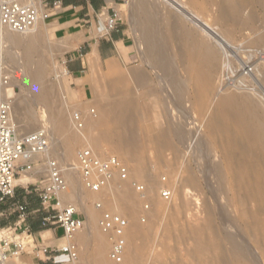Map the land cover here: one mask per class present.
<instances>
[{"label": "rangeland", "instance_id": "374dc122", "mask_svg": "<svg viewBox=\"0 0 264 264\" xmlns=\"http://www.w3.org/2000/svg\"><path fill=\"white\" fill-rule=\"evenodd\" d=\"M160 1L161 4L158 0H152V2L150 0L147 2L148 9L146 10V13L148 12V15H150L153 11L155 12L152 14H160L161 12L159 11H163L164 9L167 18L165 19V21H167L162 25L161 32H163L164 37L162 38L163 42H161V40L158 41V51L160 52H157L155 55L156 59L148 57L146 49L141 42L142 34L147 29L146 22L135 18L132 9L133 0H125V4L122 6L121 10L134 40L129 56L123 60L116 61L114 66H104L101 61L96 60L95 66H90L78 81H76L70 73L65 72L67 64L64 63V60L69 55L68 51L61 52L56 50L59 49L62 45L61 43H63V40L66 38L57 36L48 20L44 23H40L45 29L40 40V51H44L45 57L47 58L46 68L48 69V79L51 83L54 82V84H56L57 94H59L58 97L60 96L59 98L63 102V105L68 109V117H72L75 111L74 109L79 108V111H88V109L92 107L95 108L97 114L99 110H102L104 114L108 116L104 124L95 128H91V126L86 123L85 129L82 130L83 134L76 129L72 121V130H74L78 138L76 153L86 141L92 143V141L96 140L95 142L100 144V148L103 149V152L118 155L128 163L130 173H133V178H131L134 179L135 182L147 185L149 181L155 186L154 196L148 197L150 202V217L146 224L141 223L139 219L143 206V201L139 196L142 195L137 192L133 184L129 183V181L132 180L131 178L128 182H124L125 188H122V184L118 183L117 186L114 185L111 189L109 188L110 190L108 189L109 191L107 190L109 193L106 191L104 195L98 198L93 196L90 191L82 189L79 185L76 187V190L75 188H71L73 189L71 191L69 188L68 191L71 194L77 193L78 195H76L81 200V204L82 201L86 202L88 203H84L86 207L89 206L94 210L97 209L95 207L96 200L103 197L106 199L108 206L116 209L119 207L118 210L123 213L125 211L124 214L128 215L132 220L131 240L128 238L129 242L127 249L133 248L135 250L138 257L137 264H227L224 259L222 260L217 257L224 249L234 255H238L241 249L244 255H250L251 264H264V223L261 221H264V211H262L263 214H258L259 221L253 223L245 220L243 215L247 207L248 210L251 208L255 211L261 208V205L264 208V198L263 200L261 197L256 199L258 203L254 202V199V201L249 199L252 205L256 204L254 206L251 205L249 200L246 201V204L243 203L244 194L242 193L246 191L243 190L244 186H242L241 189L237 183L239 177L236 171V164L233 158L227 155L225 149L226 143L223 142L221 138H217L215 126L209 124L211 117L216 115L219 111H217L218 107H216V104L219 100L220 90L223 85L227 84L232 87L248 88L251 92L253 90L257 97L260 95L259 98L261 99L262 97L264 100V42L259 40L260 35L264 34V4L259 0ZM227 1L244 5L242 11L243 18L248 17L249 14H254V18L246 21L244 19L235 18L234 13L231 11L225 13L221 6L223 2ZM151 6L153 9L150 8ZM180 7L189 11L190 15L184 14L181 10L182 8L179 9ZM208 43H213L216 46L218 55H220L218 58L221 57L218 59V69L216 68L218 72H215V78H213V85L216 84L217 90H214L209 95L202 96V94H200L199 97L201 89L199 85L197 86L195 71H192V67L201 60V56L206 50V45ZM12 46L13 45L10 42L7 43L6 40L2 43L3 56L4 54L6 55L4 56V63H0L3 69V74L2 76L0 74V77H2V80H4L5 77H9V81L13 79L17 90L19 89L18 91H20L22 82H20L19 77H17L19 75L18 73L20 72L21 74L26 72L25 69H33L36 67L37 63L35 62L33 63L35 65H29V68H27L28 66H25V63L21 61L23 60V50L17 47L13 48L14 46ZM168 46L170 47L168 48ZM159 48L161 50H159ZM164 48H168V50ZM169 50L171 52H168ZM14 55H16L18 61L13 60ZM170 57H172V59H170ZM153 60H157L158 62L156 61L157 63H153ZM58 65L61 67L60 70L66 74L61 77V82H59L56 70V66ZM170 65L171 67H169ZM172 65H175V67L173 66L172 68ZM23 69L25 71L22 72ZM139 69L147 73V77L144 79L135 78L133 72ZM167 72L169 73L165 74ZM163 75H165V77ZM16 78L19 80H16ZM90 78H92L93 89L89 82ZM173 78L175 79L174 86L177 88L174 86L169 87L167 82L164 81ZM179 79L182 81L181 84ZM76 82H81L82 87L78 88ZM59 83H61L62 86L59 85ZM164 85L166 87L165 89ZM57 86L60 87L58 88ZM61 88L63 89L64 95ZM181 91H186L187 94L185 93L184 96V92ZM181 93H183V97ZM186 95L188 99L185 98ZM65 97L66 100L64 99ZM170 100L175 101L174 104H171ZM178 102L180 105L176 104ZM31 106L33 107L32 110L36 113H40L44 108L39 105L33 106L31 104ZM180 106L183 108H180ZM184 108L186 110H184ZM155 109H160L161 116L154 115L153 112ZM182 110L183 112L185 111L187 115L185 112L184 115ZM122 112L131 113V117L127 123L131 125L134 131L133 135L130 133L134 138L130 141V147H133L135 144L138 145V148L136 145L134 146L137 148L136 150H134V147L131 148L135 151V155H121V142L119 143V141L115 139L126 131L123 128L126 119L124 115L120 114ZM114 114H118L121 117L115 119ZM16 115H18V113ZM174 115H177L178 118L176 116L174 117ZM184 117L188 118H186L185 124L188 125L187 123H189V128L188 126H184ZM168 118L170 121H168ZM166 120L170 122V124L168 122V124H166ZM173 123L175 124L173 125ZM21 124L23 123L19 122V125ZM192 124L194 126H192ZM181 125L182 129L180 128ZM174 126L180 129H177V127L175 129ZM34 127L27 128L25 125H22L19 128L23 133H26L28 129H30L31 132L41 128L38 127L34 129ZM195 127L197 128L195 129ZM187 129H192L191 134L193 135L194 133V135L192 136ZM193 129L196 131H193ZM170 130L172 131L167 132ZM219 132V134H221V131ZM201 140L209 144L207 155L202 157V159L200 157L198 158V150H195L200 146ZM126 142H129V140ZM200 148L202 147H199V149ZM206 156L209 157L208 159L210 161L207 160ZM45 159H47L46 156L44 157V160ZM248 159L251 164H253V161L254 163L257 162L253 156L248 157ZM75 160L70 161V163H75ZM212 161L216 162V171L220 170L219 172L215 171L217 174L214 175V182L206 180L201 172V169L209 165ZM203 164H205V166ZM47 167L45 162V164L37 166L31 174H27L35 178V180L28 183L37 182L41 187L43 183L38 180L48 177L49 172ZM262 170H264V167L258 169V175L264 176V171ZM222 173H225V175ZM258 175L255 179H261L262 181L260 180V182H262L261 185H263L262 187L264 188V177L262 176L260 178ZM143 178L146 181H144ZM252 178L254 177L250 176L249 179ZM167 185L172 188V194L169 198H166L162 193L164 188L168 187ZM215 188L217 190H215ZM263 188H260V190ZM111 190H113L114 193ZM257 190V187H251L252 192L255 193ZM134 192L138 195L135 198L134 196H136V194H134ZM261 192L264 193V189ZM121 193H123V196L120 195ZM15 196H32V199L27 202L28 210L32 218L31 220L33 222H39L40 215L42 213L45 214V211L37 191L27 193L23 185H20L16 190ZM20 201L23 200L21 199ZM79 202L78 205H81ZM219 203H221L220 206L222 205L221 207L223 209L219 206ZM15 205H13V207H15ZM78 205L76 206L79 208ZM242 205H245V208ZM219 211H221V213ZM13 212L18 215L17 212ZM241 212L243 213L241 214ZM81 213L85 216L84 212L81 211ZM260 216H263V218ZM220 217L224 218L221 219ZM230 220H234V223ZM224 221H228L229 223L225 222L227 224H224ZM249 223L251 224L252 230L248 229V226L250 227ZM0 229H2L1 226ZM237 229L243 232H238ZM229 230H232V234L228 233L230 232ZM23 231L24 226L17 234H21ZM233 231H236V233L234 232L236 235L233 234ZM83 235L84 234H81V237ZM34 236L36 237V235ZM236 237H239V241L235 240ZM21 238L25 240V243L29 242L33 244L31 241L32 238H28L26 233L22 234ZM44 238L46 244H51L52 240H54L52 233L44 235ZM65 241L66 239L62 240L60 244ZM245 242L248 244H245ZM106 245L109 260L115 262L109 257L110 242L107 235ZM87 246H81L80 244V249L84 248L80 250V257H84L85 260H88V262H90L88 264H93L87 257L88 252L91 254L92 246L88 244ZM29 251L30 248L20 256L10 260L16 264H20L24 261L35 264V261L41 260ZM60 264H71V261L67 257V260L61 261Z\"/></svg>", "mask_w": 264, "mask_h": 264}, {"label": "bare ground", "instance_id": "6f19581e", "mask_svg": "<svg viewBox=\"0 0 264 264\" xmlns=\"http://www.w3.org/2000/svg\"><path fill=\"white\" fill-rule=\"evenodd\" d=\"M149 1L150 0H148V1L147 0H133L132 9L134 11L135 18L138 19V20L144 21L147 24V29L142 34L141 42H142L144 48L146 49V53L148 54V57L153 59V58H155V55L157 54V52H160V51H158V47H159L158 41L161 40V42H163L162 38L164 37V35H163V32H161V29H162L163 23H165L167 21V20L165 21V19H167V18H166L164 9H163V11H159V12H161L160 14L159 13L152 14L153 12H155V11H153L150 15H148V12L146 13V10L148 9L147 2H149ZM158 1L161 4V1L160 0H158ZM162 1H164V0H162ZM259 1L262 4H264V0H259ZM151 2H152V0H151ZM156 4H158V3H156ZM221 7H222V10L225 13H227V11L233 12L234 15H235V18H237V19H244L246 21H249V20L254 18V14H249L248 17H244L243 18L242 11H243L244 5H241L239 3L237 4L236 2L232 3L230 1H227V2H223ZM150 8H152V6ZM157 8H155V9H157ZM181 8L182 7H180L179 9H181ZM181 10L184 12V14L190 15L189 11H187L185 8H182ZM149 11H152V10H149ZM41 22L44 23L45 21L43 19L39 20L35 24V26L33 28H31L30 30H27V31H23V32L16 31V30H13V29H11L9 27H3V26L0 25V36H1V41H0V61L1 62L0 63L1 64L4 63V56L6 55V54H4V56H3V47H2V43L5 42V40L7 41V43L10 42L14 46V47L12 46L13 48L17 47L20 50L21 49L23 50L22 59L24 61L23 60H21V61L25 63V64L23 63L25 66L26 65L28 66L27 68H29V65L32 66V64L35 63V62L37 63L36 67L33 66L34 67L33 69L32 68L31 69L30 68L29 69H25L26 72L21 73V74H20V72L18 73L19 75L17 77H19L20 80L17 79V78H16V80H19L20 82H22L20 91H18L19 89L17 90V88L15 86V81H13V79H11L12 81H9L8 84H6L5 81L2 80V77H0L1 78L0 79V94H2L3 96L13 97V100H12L13 101L12 114H13L14 121L16 122V124L18 123L19 127L22 126V125H25L27 128H32V127L38 125L37 127H34V129L38 128V127H41V128L42 127H47V128H49V132H50V136H51V149L46 154V157H54V158H57V159L60 160V162L63 164L62 166H63V170H64V176H65V178L67 180V183H68V188H67V190H65L62 193L61 197H62V199L64 201H66V203L73 204V205H78L79 201H80L79 203L81 204V200L77 196L78 194L77 193H75V194L72 193L71 194L68 191L69 188L70 189L71 188H75V190H76V187L78 185L81 186L82 189L86 190L84 188V186L82 185L79 172L76 171L77 169H76V167L74 165L75 163H73V162L70 163V161H74L76 159L75 158L76 157V145L78 143V138H77L76 133L74 132V130H72V128H73L72 117L71 118L68 117V113H67L68 109L63 105V102L59 98L60 96L58 97L59 94H57L56 84H54V82L51 83L49 81V79H48V69L46 68V60H47V58L45 57L44 51L43 52L40 51V45H41V41L40 40H41L42 35L45 32L44 26L40 25ZM67 38L68 37H66V39L63 40L64 42L61 43L62 45L60 44L61 46L59 45L60 46L59 49H56V50H59L61 52L62 51L66 52V51L69 50V47H68L69 43L68 42H70V41ZM77 39H79V37ZM67 40H68V42H67ZM259 40L261 42H264V34L260 35ZM164 42H165V40H164ZM169 47L170 46H168V48ZM8 48H10V47H8ZM168 48H164V49L168 50ZM8 50H10V49H8ZM15 50H18V49H15ZM159 50H161V49L159 48ZM170 50L168 52H171ZM17 52H21V51H17ZM5 53H7V52H5ZM16 55L13 56V60L14 61H18V58L16 57ZM93 56L94 55L90 56V58L91 57L93 58ZM219 56L220 55H218V50L216 49V46L213 43H208L206 45V50L204 51V53L201 56V60L192 67V71H195L197 86L199 85V87L201 89V93H199V97H200V94H202V96L209 95L214 90L215 91L217 90L216 84L213 85L214 84L213 83V78H215L214 77L215 76V72L216 71L218 72V70H216V68L218 69V67H217L218 66L217 64H219L218 63L219 62L218 59L221 58V57L218 58ZM158 57H160V56H158ZM163 58H165V57H163ZM157 59H159V58H157ZM170 59H172V57H170ZM94 61H96L95 58H94ZM156 61L157 60H155V61L153 60V63L154 62L155 63L158 62V61L157 62ZM169 61H171V60H169ZM172 62H173V60H172ZM16 64H17V62H16ZM92 64H94V63L92 62ZM92 64H91V66L94 67V65H92ZM33 65H35V64H33ZM114 65L115 64L110 65V66H114ZM221 65H222V63H221ZM1 66H0V74L2 76L3 69H2ZM173 66L175 67V65H172V68H173ZM169 67H171V65ZM18 68H19V66H18ZM21 68H23V67H21ZM60 68L61 67L59 65L56 66L59 82L62 81L61 77L65 76L66 75L65 72H67V71H65V72L61 71ZM25 70L23 69L22 72L25 71ZM68 73H70V72H68ZM168 73L169 72H167L165 74H168ZM172 73H173V71H172ZM175 75H177V74H175ZM218 75H219V73H218ZM133 76L135 78L137 77V78H143L144 79L145 77H147V73H145L143 70L139 69V70H135L133 72ZM163 76L165 77V75H163ZM9 80H10V78H9ZM174 80L175 79L173 78L171 80L169 79V80H164V81L167 82L169 87L170 86L173 87L174 86ZM215 80H214V82H215ZM179 82H180V84L182 83V81L180 79H179ZM17 83H19V82H17ZM226 83H227V81H226ZM238 83H240V82H238ZM59 85H61V83H59ZM182 85H184V84H182ZM172 87H171V89H172ZM174 87H176V86H174ZM181 87H183V86H181ZM165 88L166 87L164 85V89ZM61 90H62V93L64 95V92H63L62 88H61ZM180 90H181V88H180ZM184 90H186V89H184ZM220 91H221V93H220V96H219V100L217 101V104H216V107H218L217 111L218 110L219 111H218V113L216 115L211 117L209 124L215 126V134H216L217 138H221L223 140V142L226 143L225 144L226 145L225 149L227 151V155L229 157L233 158L234 163L236 164V171H237V175L239 177V179H237V183H238V185L240 186L241 189H242V186H244L243 190L246 191L245 193H244V191L242 193V194H244L243 203L246 204L247 203L246 201H248L249 199H252V201L255 200L254 202H256V199H258L260 197L263 200V198H264L263 194L264 193L261 192V191L264 188L262 187L263 185H261V183H262V182H260L261 179H255V177L258 175V173H257L258 169L264 167V102H263L264 100L262 99V97H261V99L259 98L260 95H259V97H257V95H255L254 91L252 90V92H251L248 88L245 89V88H239V87H236V86L232 87V86H229V85L226 84V85H223L221 87ZM181 92H184V96H185L186 91H181ZM255 92H257V91H255ZM176 93H177V91H176ZM60 94H61V92H60ZM160 95H161V93H160ZM163 95H164V93H163ZM182 95H183V93H181V96ZM179 96H180V94H179ZM165 97H167V96H165ZM168 98H170V97H168ZM185 98L188 99L187 95H186ZM64 99L66 100V97ZM173 100H174V98H173ZM173 100L172 101L170 100L171 104L172 103L174 104L175 101H173ZM160 102L162 103L161 100H160ZM31 104L33 106L34 105L42 106L45 109L43 108L42 111L40 110L41 111L40 113H36V112H34L32 110L33 107L31 106ZM176 104H179V102L176 103ZM172 106H174V105H172ZM188 106H190V105H188ZM162 108H164V107H162ZM180 108H183V107L180 106ZM185 108H184V110H186ZM78 109H74V110L75 111L76 110L79 111L80 109L79 110ZM90 109L91 108H89L88 111H84V110L80 111V112H82V114L84 116L85 123H87L89 126H91V128H95V127H97L99 125L104 124V122L108 118V116L106 114H104V111L99 110L98 114L96 116H94V115L91 114V110ZM174 109H175V107H174ZM175 112L177 113L176 109H175ZM182 112H183V110H182ZM184 112H183V114H184ZM17 113H18V115H16ZM153 113H154L155 116H157V115L161 116L160 109H155ZM120 114L124 115V117L126 119V122L124 121V124H123V128L126 130L125 133L123 132V134H121L120 136H117L115 138V139H117L119 141V143L121 142V144H120L121 150L119 149L120 153H121V155L125 154L124 156L135 155L134 154L135 151H133V149H131V148H133L135 145L138 148V145L134 143L135 145L133 147H130V145H131L130 141L133 138L132 135H133L134 131L132 130L133 128L131 127V125H129V123H127L128 120L131 117V113L130 112H128V113L127 112H122ZM173 114H175V113H173ZM185 114L187 115L186 112H185ZM189 115H190V113H189ZM17 116H18V119H17ZM175 116L177 117V115H174V117ZM180 116L183 117L182 115H180ZM190 116L192 117V115H190ZM120 117H121L120 115L114 114V118L115 119H119ZM186 118L185 117L183 118L184 119L183 120L184 124L186 123V121H185ZM166 119H167V117H166ZM168 121H170L169 118H168ZM168 121L166 120V124H168V123L170 124V122H168ZM19 122H22L23 124L19 125ZM187 122H188V120H187ZM174 124L175 123H173V125ZM179 124H180V121H179ZM187 124L189 125V123H187ZM188 125L185 124L184 126H188ZM192 126H194V125L192 124ZM176 127H175V129H176ZM181 127H182V125L180 126V128ZM178 128L179 127H177V129ZM184 128H186V127H184ZM188 128H189V126H188ZM196 128L197 127H195V129ZM195 129H193V131ZM187 130H189V129H187ZM191 130H189L190 134H191ZM171 131L172 130L167 131V132H171ZM173 131H174V129H173ZM180 131H178V132H180ZM219 131H221V134H219L220 133ZM31 132H33V131H31ZM26 133H30V129L26 130ZM193 135H194V133H193ZM201 136H203V135H201ZM93 140H94V138H93ZM128 140H129V142H126ZM203 140H201L200 146H199V147H202V148L199 149V147H198V148L195 149L196 151L198 150V155H199L198 158L200 157L201 159H202V157H205V155H207V149L209 148V144L207 142L203 141ZM95 141H92V143L90 141L89 142L96 149H98L99 151H102L103 149L100 148V144H98V142H95ZM191 143H192V141H191ZM188 145H190V144H188ZM195 147H196V144H195ZM137 148H135L134 150H136ZM250 156H253L256 159L257 162L254 163V161H253L252 162L253 164H251V162L249 161L250 158L248 159V157H250ZM196 157H197V155H196ZM208 158L209 157H207V160H209ZM203 159H205V158H203ZM203 165L205 166V164H203ZM47 170L49 172V168ZM215 171H216V162H214V161L210 162L209 165H206L203 169H201L203 177L206 180L212 181V182H214V175H216L217 174L216 172H219L220 170L216 171V172ZM262 171H264V170H262ZM76 173H77V175H76ZM132 174L133 173H130V178L133 176ZM219 174H221V173H219ZM222 174L225 175V173H222ZM250 176H253L254 178L249 179ZM259 176L260 175H258V177ZM262 176H260V178ZM46 179H47V177L39 179L38 181H45ZM140 179H142V178H140ZM33 180H35L34 177L28 176L26 174L25 176H23L19 180V182L28 183V182H31ZM144 181H146V180L144 179ZM80 182H81V184H80ZM121 183H122V188L123 187L125 188V183L124 182H121ZM148 183H149V184H147L148 187L146 185V187H147V189H146L147 195L146 196H148V197L151 196L152 197L155 194V186L153 184H151L149 181H148ZM115 185L117 186V184H115ZM253 186L257 187V189H258L257 191H255V193L252 192L253 190L251 191V187H253ZM120 187H121V185H120ZM219 188H220V186H219ZM260 188H263V189L260 190ZM108 189L109 188H106V189L102 190L101 192H92V191H90V192H91V194L93 196L98 198V197L104 195V193ZM72 190L73 189H71V191ZM113 190H111V191H113ZM215 190H217V189L215 188ZM108 191H107V193H109ZM238 192H239V190H238ZM113 193H114V191H113ZM122 194L123 193H121L120 195H122ZM134 194H136V196L133 195L134 198L138 196L137 193L134 192ZM221 194H223V193H221ZM113 196H115V195H113ZM125 196H126V194H125ZM242 198H241V200H242ZM84 201H85V199H84ZM239 201H240V199H239ZM249 202H250V200H249ZM84 203H86V202L82 201V204L78 205V206H79L80 211L84 212V214H85L86 225H85L84 229L80 233H78L76 238H77V242L79 244V248H80V244H81V246L84 245L85 247L87 246V244L92 246L91 247V254L89 252L87 253L88 259H90V261L93 264H137V261H138L137 258L138 257H137V255L135 253V250L133 248L127 249L126 256H125V259H124L123 262L116 263V262H112V261L109 260L108 255H107V245H106V235L107 234H105L98 227L100 211H98V209L94 210V209L90 208L89 206L86 207V205ZM250 203L252 205V202H250ZM256 203H258V201ZM86 204H88V203H86ZM220 204L221 203H219V206H220ZM254 205H256V204H254ZM254 205H252V206H254ZM158 206H159V204H158ZM238 206H240V205H238ZM124 207H126V206H124ZM243 207L245 208V205ZM260 207L261 208H259L257 211H255V210H253L251 208H249V210H248V207H247V209L245 210V212L243 214L244 215V219L247 220L250 223L259 221L258 214L261 215V214H263L262 211H264V208L262 207V205ZM118 209H119V207H118ZM160 210H162V209H160ZM219 210H221V209H219ZM251 210H253L255 212H253ZM221 211H219V212L221 213ZM124 213H125V211H124ZM156 213H157V210H156ZM242 213L243 212H241V214ZM159 214H162V213H159ZM243 215H242V218H243ZM260 217L263 218V216H260ZM223 218H221V219H223ZM230 221H233L232 223H234V220H230ZM261 221L264 223L263 220H261ZM222 222H223V220H222ZM225 222H228V221H224V224H227ZM250 223H249L250 227L248 226V229L252 230ZM231 231L228 232V233L232 234ZM234 232L236 233V231H233V234H235ZM238 232H243V231H239L238 230ZM263 232H264V230H263ZM263 232H262V234H263ZM0 234H1V231H0ZM81 234H84V235L81 237ZM131 234H132V231L130 230V232L128 234V238L129 239H130ZM79 235H80V237H79ZM236 238H235V240H238L239 237L237 239ZM232 239H234V238H232ZM244 239H242V240H244ZM235 242H237V241H235ZM237 244H236V247H237ZM245 244H248V243L245 242ZM246 248H248V247H246ZM82 249H84V248H82ZM82 249H80V250H82ZM237 249H238V247H237ZM87 250H88V246H87ZM81 252H83V251H81ZM249 256L248 255H244L243 252L241 251V249L239 250V254L238 255H234L233 253H231V252H229V251H227L225 249H224V251H222L221 253H219L217 255V257L219 259L220 258L222 260L224 259L227 262V264H251L252 262H251V258ZM80 259L83 262V264L90 263V262H88V260H85L84 257L83 258L80 257ZM263 261H264V259H263ZM0 264H16V263L9 259L7 261L0 260ZM20 264H30V263L28 261H24V262H22Z\"/></svg>", "mask_w": 264, "mask_h": 264}, {"label": "built area", "instance_id": "2783aa9c", "mask_svg": "<svg viewBox=\"0 0 264 264\" xmlns=\"http://www.w3.org/2000/svg\"><path fill=\"white\" fill-rule=\"evenodd\" d=\"M62 8V2L55 0L52 4L46 0H0V25L16 31H27L35 26L39 20L47 21L56 10ZM124 20L122 10H115L106 16V30L116 29ZM64 63H67L65 58ZM67 72H70L65 69ZM6 84L9 78L5 77ZM13 97L0 94V203H7L12 199L20 185L27 193L37 191L44 207L45 214L40 223L42 228L59 227L63 230L66 241L58 246H50L43 240H37L28 224L30 212L28 203L21 202L13 207L18 212V220L10 226L0 229V260L7 261L28 251L39 259L51 260L56 254H65L71 264H83L80 259V248L76 240L85 225L86 219L76 205L67 204L62 199V193L67 190L68 183L64 176L62 163L54 157H44L51 149V136L49 128L42 127L30 133H23L13 118ZM91 114L96 116L95 108ZM72 121L81 133L85 129V120L82 112L74 111ZM47 164L49 175L45 181L23 184L19 180L26 174H31L40 164ZM75 167L79 172L82 185L86 190L101 192L115 184L130 180V167L118 155L108 154L96 149L86 141L77 150ZM133 184L143 201L140 222L149 221L150 202L146 193V185L135 182ZM114 184V185H113ZM122 184V183H121ZM168 186V185H167ZM163 195L169 198L172 194L170 186L164 188ZM100 210L99 227L107 234L110 242L109 257L117 263L124 261L128 234L131 230V218L120 210L107 205L105 198L101 197L95 202ZM24 226L21 234L17 232ZM31 237L33 244L25 243L22 234Z\"/></svg>", "mask_w": 264, "mask_h": 264}, {"label": "crops", "instance_id": "0c3cea01", "mask_svg": "<svg viewBox=\"0 0 264 264\" xmlns=\"http://www.w3.org/2000/svg\"><path fill=\"white\" fill-rule=\"evenodd\" d=\"M46 1L52 4L55 0ZM60 1L62 8L56 10L48 21L57 36L68 37L67 39L70 41L67 40L69 55L66 64L76 81L82 78L92 62L94 63L92 65L95 66L94 58L101 61L104 66H110L129 56L134 40L127 22L123 20L116 29L111 31L106 30L105 22L108 14L122 9L125 0ZM78 37L79 39H77ZM92 55H94L93 58H90ZM89 82L93 89L92 78L89 79ZM76 83L78 88L82 87L81 82ZM21 199L23 201H20ZM31 199L32 196H14L7 203H0V226L13 225L18 220V215L13 212V205L28 202ZM43 215L44 213L40 215V220ZM31 219L30 217L28 224L38 240H43L45 243L44 235L48 233H52L54 236L52 243L48 244L50 246H58L64 240L61 228H42L40 220L33 222ZM65 260H67L65 254H56L51 260L41 259L35 261V264H60L61 261Z\"/></svg>", "mask_w": 264, "mask_h": 264}]
</instances>
